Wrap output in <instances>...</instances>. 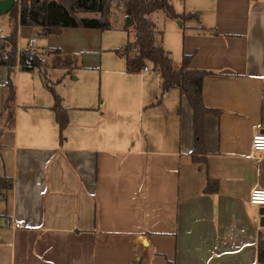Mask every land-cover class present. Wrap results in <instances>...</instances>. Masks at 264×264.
I'll return each instance as SVG.
<instances>
[{"label": "crops", "instance_id": "crops-1", "mask_svg": "<svg viewBox=\"0 0 264 264\" xmlns=\"http://www.w3.org/2000/svg\"><path fill=\"white\" fill-rule=\"evenodd\" d=\"M171 3L197 14L178 25L164 12L180 65L193 55L191 68L212 73L202 94L220 113L205 117L206 161L193 159L188 99L176 87L162 93L161 72L147 63L141 72L103 62L100 92L55 74L69 115L61 138L42 70L58 55L51 50L61 51L60 69L96 67L85 62L102 50L101 29L66 27L47 47L35 37L24 48L18 35L19 50L44 65L17 67L16 123L0 137V264H259L264 207L249 194L264 188V152L251 156L253 135L264 130V0ZM8 77L0 64V110ZM209 178L218 181L214 193Z\"/></svg>", "mask_w": 264, "mask_h": 264}, {"label": "trees", "instance_id": "trees-1", "mask_svg": "<svg viewBox=\"0 0 264 264\" xmlns=\"http://www.w3.org/2000/svg\"><path fill=\"white\" fill-rule=\"evenodd\" d=\"M123 4L129 16L134 22V41H129L125 53L132 48L133 56L127 55V66H146V61H151L155 68L161 72L162 93L176 87L186 96L194 111L195 143L193 159L196 162L206 161V132L205 117L208 113L219 114L220 111L206 106L202 86L206 76L212 74L209 71L193 69L190 62L193 55H184L179 68L175 67L171 51L167 50L162 42L161 33L156 31V22L151 15L164 10L167 16L175 19L186 20L195 13L178 14L171 0H15L10 10L13 18L11 33L3 37L5 43L0 44V64L9 67V77L5 85L3 105L0 110V137L7 128H14L16 123V95L15 81L16 69L33 70L41 68L43 60L31 49L18 48V35L20 26L34 27L40 35L60 34L66 27L97 28L105 30L110 25L109 10L114 2ZM92 13L94 16H87ZM161 34V35H160ZM57 53L52 59L51 67H64L66 62L61 56L60 50H51ZM117 52H122L117 49ZM46 74V73H45ZM46 84L53 93L55 103L53 109L59 125L60 136L69 123L68 109L63 106L62 98L54 86L46 80ZM12 181L10 178H2L3 184ZM218 190V181L212 178L208 180L206 192L214 193ZM258 262L264 264V238L258 242Z\"/></svg>", "mask_w": 264, "mask_h": 264}, {"label": "rangeland", "instance_id": "rangeland-1", "mask_svg": "<svg viewBox=\"0 0 264 264\" xmlns=\"http://www.w3.org/2000/svg\"><path fill=\"white\" fill-rule=\"evenodd\" d=\"M109 19H110V25L105 31L101 30H96L97 31V38L98 34L102 35V42L100 40H95L97 41V44L102 45L101 46V52L98 53V57H90L88 56L86 58L85 63L93 64V63H98L96 67L94 66H89L86 69H82L80 65L84 66L83 62V54L79 53L77 55H74L76 57L73 58H78V66L80 67H70L68 69H60L59 67L56 69H53L49 67L50 65L48 64L49 60L52 58L46 57L47 64L49 66L46 67V70H42V75L44 77L47 76L49 79V83L56 87L58 82L54 78L55 74H63L65 73L66 79L68 81L72 82L71 79H74L78 76V80H76L75 83H83L85 85H94L96 87L97 92H100V85H101V68L100 64L103 62L105 63H110V65H120L125 63L127 64V55L133 56L134 51L131 49L128 50V53L126 54V47L129 41H132L134 38V31L135 28H127V20H124V16L128 15L127 10L124 8L123 4H119L117 1L113 3L112 7L109 10ZM151 18L154 19L156 22V31L160 32L162 42L164 46L167 48V46H172L174 49L171 51V56L173 58V63L175 67L179 68L180 67V50L178 48V44L175 43L174 38H176V35L173 34L170 31V27L167 24V17L164 14V10H158L154 12L151 15ZM13 18L11 16V13H5L0 15V34L7 36L8 34L11 33V25L13 23ZM182 19H176V23L178 25H181ZM20 28V27H19ZM33 31H29L28 28H25L23 30H19V39L21 40V43L23 44L24 48L26 47H31L29 46V41L32 37H36L37 40H39V43L42 47H47L48 45V40H45L49 36L54 37V36H59L63 33V30L60 34H52V35H40L38 32L34 29V27H31ZM79 30H84L85 28H80V27H74ZM41 38V39H40ZM3 43L2 37H0V44ZM47 43V44H46ZM180 45V44H179ZM117 49H121L122 52H117ZM102 54V55H101ZM101 55V56H100ZM52 62V61H51ZM150 67H151V72H159L158 69L155 68L154 64L151 61H146ZM73 64V63H72ZM39 69V67H37ZM54 71V72H53ZM70 71V73H68ZM53 72V73H52ZM47 73V74H45ZM106 74H104L105 78ZM56 89V88H55Z\"/></svg>", "mask_w": 264, "mask_h": 264}, {"label": "built area", "instance_id": "built-area-1", "mask_svg": "<svg viewBox=\"0 0 264 264\" xmlns=\"http://www.w3.org/2000/svg\"><path fill=\"white\" fill-rule=\"evenodd\" d=\"M29 44L31 48L36 44V38H31L29 41ZM149 70V67L146 65L143 68H141V72H146ZM251 156L253 158H258L257 154L259 152H264V133L263 132H257L253 135L252 138V145H251ZM249 202L252 206L261 208L264 207V188L263 187H253L249 194ZM7 222L12 221L10 219H7ZM21 223L19 222H13V227L18 228L21 227Z\"/></svg>", "mask_w": 264, "mask_h": 264}, {"label": "water", "instance_id": "water-1", "mask_svg": "<svg viewBox=\"0 0 264 264\" xmlns=\"http://www.w3.org/2000/svg\"><path fill=\"white\" fill-rule=\"evenodd\" d=\"M14 4H15V0H0V15L10 12ZM131 21L132 19L130 18L127 19V23L130 24ZM263 215H264V212H263ZM263 221H264V217L262 218V223H261L262 225H264Z\"/></svg>", "mask_w": 264, "mask_h": 264}]
</instances>
